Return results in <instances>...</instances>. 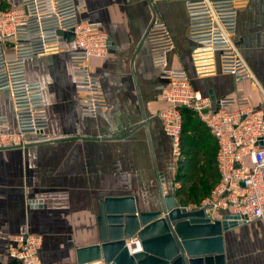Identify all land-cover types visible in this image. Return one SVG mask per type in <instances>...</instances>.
<instances>
[{
  "label": "crops",
  "instance_id": "0c3cea01",
  "mask_svg": "<svg viewBox=\"0 0 264 264\" xmlns=\"http://www.w3.org/2000/svg\"><path fill=\"white\" fill-rule=\"evenodd\" d=\"M76 1L81 16L96 21L113 20L124 4L133 23L125 33L104 25L113 47L106 58L93 59L91 67L101 75L108 106L95 118L82 113L69 62L75 44L68 35L61 34L56 52L27 61V77L43 84L49 116L46 133L52 139L0 148V259L5 264H17L8 254L10 238L27 231L43 236L42 264H77V249L98 240L99 201L106 196L135 195L141 209L157 208L159 190L151 147L145 127H137L143 113L157 167L169 190L185 154L175 158L159 116L164 80L151 63L146 41L156 17L167 23L175 40L170 67L185 69L192 85L215 100L233 95L237 88L233 75L223 73L218 61L211 73L198 68L182 1ZM19 3L0 0L3 9ZM170 4L175 7L173 14L167 11ZM237 4L235 38L262 90L251 82L244 87L264 110V0H237ZM97 9H102L101 17ZM0 113L8 115L14 131L8 90H0ZM204 137L207 145L212 134ZM29 199L42 200V205L31 207ZM224 244L226 264H264V218L226 229Z\"/></svg>",
  "mask_w": 264,
  "mask_h": 264
},
{
  "label": "built area",
  "instance_id": "2783aa9c",
  "mask_svg": "<svg viewBox=\"0 0 264 264\" xmlns=\"http://www.w3.org/2000/svg\"><path fill=\"white\" fill-rule=\"evenodd\" d=\"M178 1L185 5L192 57L198 68L211 73L218 61L220 70L233 75L237 86L233 95L217 100L203 95L185 69L169 66L175 40L167 23L156 17L150 24L146 33L150 60L164 80L159 116L172 140L173 155L182 156L185 108L200 117L217 144L218 181L200 205L186 208L204 209L208 217L224 221L226 229L262 219L264 110L254 103L244 84L251 82L262 88L235 38L237 0ZM62 31L74 34L69 62L83 115L95 118L108 106L101 75L91 67L93 59L106 58L113 47L102 21L81 16L76 0H20L17 7L0 6V90L9 91L16 119L13 131L8 115L0 113V148L52 139L46 133L49 116L43 84L27 77L26 63L37 55L56 52ZM41 201L29 199L27 203L40 206ZM42 247L43 236L27 231L10 238L8 254L17 264H42Z\"/></svg>",
  "mask_w": 264,
  "mask_h": 264
},
{
  "label": "water",
  "instance_id": "95a60500",
  "mask_svg": "<svg viewBox=\"0 0 264 264\" xmlns=\"http://www.w3.org/2000/svg\"><path fill=\"white\" fill-rule=\"evenodd\" d=\"M60 33L74 39L73 32ZM143 118L137 127L144 126L149 139L160 209H141L135 195L100 199L98 240L77 249V264L100 259L105 264H226L225 222L208 217L204 209L181 207L175 195L164 188L160 175L165 178L157 167L144 113ZM132 240H140L144 250L131 254L128 243ZM0 264H5L2 259Z\"/></svg>",
  "mask_w": 264,
  "mask_h": 264
},
{
  "label": "rangeland",
  "instance_id": "374dc122",
  "mask_svg": "<svg viewBox=\"0 0 264 264\" xmlns=\"http://www.w3.org/2000/svg\"><path fill=\"white\" fill-rule=\"evenodd\" d=\"M126 8L124 4L121 5L113 20L103 21L101 19L103 23H105L104 25H106V27L107 25H111L119 33L130 31L133 21L129 18V11H126ZM174 8V4H170V6L167 7V11L173 14L175 13ZM97 10L98 16L101 17L102 9ZM103 13L107 15V12L104 10ZM142 30L143 28L141 32ZM191 118H193L194 121L189 123V119H185V123L183 122V130H185V132L182 131L181 158H183L185 154V165L182 163V165H180L178 163L180 165L177 169L178 173L175 175L172 185L168 186L169 190L171 189L170 191L176 195V199L182 207L200 205L210 194V191L218 180V171L215 163V154L217 150L216 141L212 136V139H209L208 144L205 145L204 136L210 134V132L206 129V125L197 114H193ZM196 124L198 125V132H194L193 130ZM183 135L185 141L183 140ZM177 183L178 185L176 186ZM157 198L159 210V196Z\"/></svg>",
  "mask_w": 264,
  "mask_h": 264
},
{
  "label": "bare ground",
  "instance_id": "6f19581e",
  "mask_svg": "<svg viewBox=\"0 0 264 264\" xmlns=\"http://www.w3.org/2000/svg\"><path fill=\"white\" fill-rule=\"evenodd\" d=\"M160 178H161V181H162V184H163L164 188H166V190H168L167 185L165 183V180H163L161 175H160ZM133 241H135V242H133ZM128 246H129V248H128L129 252L131 254H134L136 252H140V251L144 250L143 244H142V242L140 240L139 241L138 240H132V242H130L128 244ZM99 253H101V247L99 249ZM103 261H104L103 259H100V260L92 262L91 264H105Z\"/></svg>",
  "mask_w": 264,
  "mask_h": 264
},
{
  "label": "trees",
  "instance_id": "16d2710c",
  "mask_svg": "<svg viewBox=\"0 0 264 264\" xmlns=\"http://www.w3.org/2000/svg\"><path fill=\"white\" fill-rule=\"evenodd\" d=\"M193 114H195L192 110H190V109H188V108H185L184 110H183V118H184V123H185V119L187 120V119H189V123L191 122V121H194V119L193 118H191V116L193 115ZM206 129H208L207 127H206ZM193 130H194V132H198V125L196 124L194 127H193ZM184 132H185V130H183ZM208 131H209V129H208ZM210 132V131H209ZM184 134V133H183ZM213 136V135H212ZM183 140L185 141V137H184V135H183ZM201 145V144H200ZM185 151V150H184ZM216 155V154H215ZM182 162H184V165H185V159H184V161H182ZM181 162V163H182ZM215 163H216V159H215ZM178 175H180V174H178ZM184 177V176H183ZM218 178H219V175H218ZM218 181V180H217ZM216 181V182H217ZM216 184V183H215Z\"/></svg>",
  "mask_w": 264,
  "mask_h": 264
}]
</instances>
